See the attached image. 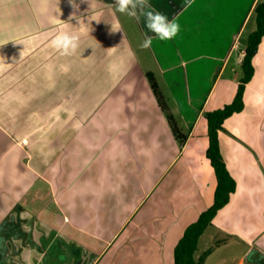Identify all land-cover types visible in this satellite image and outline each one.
Masks as SVG:
<instances>
[{
  "label": "crops",
  "instance_id": "0c3cea01",
  "mask_svg": "<svg viewBox=\"0 0 264 264\" xmlns=\"http://www.w3.org/2000/svg\"><path fill=\"white\" fill-rule=\"evenodd\" d=\"M77 3L69 21L68 0H0V264H174L217 188L205 115L232 103L264 0H149L180 25L168 41L115 0ZM61 30L81 37L72 56L51 47ZM254 66L220 133L237 188L201 238L205 264L222 249L264 264V38Z\"/></svg>",
  "mask_w": 264,
  "mask_h": 264
},
{
  "label": "trees",
  "instance_id": "16d2710c",
  "mask_svg": "<svg viewBox=\"0 0 264 264\" xmlns=\"http://www.w3.org/2000/svg\"><path fill=\"white\" fill-rule=\"evenodd\" d=\"M256 30L252 32L247 40L245 56L241 63L243 76L238 82L237 92L232 103L223 108L208 112L205 115L208 124L209 146L206 152L217 179L214 202L212 206L204 210L198 220L192 223L185 231L174 249V264H205L207 257L213 248H207L201 255L197 256L199 243L218 212L229 202L237 188V182L231 175L220 145V133L223 130L226 120L235 114L241 113L245 108V92L248 84L255 75L254 58L258 53L259 46L264 38V3H259L255 8ZM149 82L154 90L162 110L167 114L175 134L180 141L186 140V135L177 129L174 115L168 104L166 96L160 90L156 76L148 73Z\"/></svg>",
  "mask_w": 264,
  "mask_h": 264
},
{
  "label": "clouds",
  "instance_id": "9594fccd",
  "mask_svg": "<svg viewBox=\"0 0 264 264\" xmlns=\"http://www.w3.org/2000/svg\"><path fill=\"white\" fill-rule=\"evenodd\" d=\"M68 2L73 9L72 14L68 18L70 21L75 19L76 12L79 11L80 4L77 3V0H68ZM80 2L84 3L85 0H80ZM112 6L115 7L117 12L134 18L137 22H139L141 17H144L147 29L155 33V38H158L161 41L172 40L180 32V25L177 23L176 19L174 18L169 21L165 15L152 8L149 0H115L114 5ZM60 15H62L61 10L59 12V17ZM96 22L99 23L100 21L96 20ZM111 30L113 32H122L119 26H117L115 30ZM80 39L81 37L79 34L61 30L54 34L50 44L53 49L60 53V55L72 56L79 48ZM153 39V37L144 34V39L140 47L142 49L150 48L152 46ZM21 55L22 51L20 53V56ZM4 67L5 65L0 63V71H3Z\"/></svg>",
  "mask_w": 264,
  "mask_h": 264
},
{
  "label": "rangeland",
  "instance_id": "374dc122",
  "mask_svg": "<svg viewBox=\"0 0 264 264\" xmlns=\"http://www.w3.org/2000/svg\"><path fill=\"white\" fill-rule=\"evenodd\" d=\"M251 27V24H250ZM249 27V29H250ZM204 248V243L203 240H200L199 243V250H203ZM230 255V253H227L226 249H222V250H218L215 254H213L210 258L209 261L207 262V264H223L224 261H226L228 258V256ZM227 262V261H226ZM225 262V264H226ZM231 264L230 262H227V264Z\"/></svg>",
  "mask_w": 264,
  "mask_h": 264
},
{
  "label": "built area",
  "instance_id": "2783aa9c",
  "mask_svg": "<svg viewBox=\"0 0 264 264\" xmlns=\"http://www.w3.org/2000/svg\"><path fill=\"white\" fill-rule=\"evenodd\" d=\"M244 56H245V54H244L243 57H242V61H243Z\"/></svg>",
  "mask_w": 264,
  "mask_h": 264
}]
</instances>
